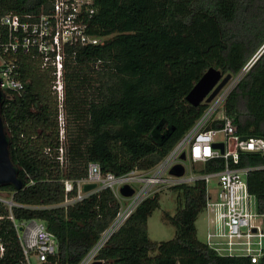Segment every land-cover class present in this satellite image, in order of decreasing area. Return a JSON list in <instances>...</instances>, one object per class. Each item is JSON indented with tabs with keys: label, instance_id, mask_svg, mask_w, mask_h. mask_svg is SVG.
<instances>
[{
	"label": "trees",
	"instance_id": "trees-1",
	"mask_svg": "<svg viewBox=\"0 0 264 264\" xmlns=\"http://www.w3.org/2000/svg\"><path fill=\"white\" fill-rule=\"evenodd\" d=\"M49 7L50 0H0V16L38 14ZM95 8L90 32L104 39L66 53L62 125L53 69L41 68L29 54L16 55L24 90H4L1 117L22 186H0L13 203L0 201V264H24L14 224L28 219L42 221L58 241L57 254L43 264H75L109 224L119 202L109 188H102L60 206L76 193L65 191L63 180L85 177L88 162L115 176L152 168L207 108V103L193 105L185 97L209 67L222 76L241 74L222 109L238 134L264 138V49L257 56L264 46V0H95ZM238 157L231 165L252 168L248 190L264 215V157L244 151ZM223 167V158H212L197 172ZM90 187L83 185L84 190ZM170 190L177 208L163 218L174 226L171 239L153 242L147 236V219L159 207L160 194L154 192L98 258L105 264H264V255L255 263L220 256L197 239L195 221L205 205L203 181Z\"/></svg>",
	"mask_w": 264,
	"mask_h": 264
},
{
	"label": "built area",
	"instance_id": "built-area-1",
	"mask_svg": "<svg viewBox=\"0 0 264 264\" xmlns=\"http://www.w3.org/2000/svg\"><path fill=\"white\" fill-rule=\"evenodd\" d=\"M95 0H50V7L38 14L6 12L0 16V89L20 94L24 84L19 79L17 54H29L38 59L41 68L51 67L54 80L52 89L58 100V120L62 125L63 65L66 53L78 46L102 43L104 37L90 32V20L95 13ZM247 68V67H246ZM241 74L231 77L215 94L207 108L184 133L172 149L152 168L143 171L133 169L115 176L103 173L96 162H88L86 175L80 179H64L67 192L76 190L60 206L82 200L102 188H109L118 199L119 207L109 224L75 264H105L98 255L111 236L131 216L135 208L149 195L154 186L193 184L201 180L205 184L206 229L204 243L220 256L246 257L255 263L264 255V215L256 210V200L249 192L247 175L251 167H239L240 152H259L264 157V138L238 134L232 119L223 111L222 104L235 86ZM221 107L220 115L215 114ZM219 120L218 128L210 126ZM220 134V137L218 135ZM62 137V133H60ZM213 143H222L223 152L213 148ZM62 148L57 157L63 162ZM184 153L185 159L180 155ZM223 158V169L215 172L194 171V163L208 159ZM183 165V174H170L173 165ZM261 167H264L262 165ZM216 180V193L209 190V182ZM91 187L83 189V185ZM135 184L138 188L132 186ZM128 185L131 195L124 197L120 187ZM8 206L9 200L0 197ZM24 264H43L58 251L56 236L42 221L28 219L14 224ZM3 247L0 243V255Z\"/></svg>",
	"mask_w": 264,
	"mask_h": 264
},
{
	"label": "water",
	"instance_id": "water-1",
	"mask_svg": "<svg viewBox=\"0 0 264 264\" xmlns=\"http://www.w3.org/2000/svg\"><path fill=\"white\" fill-rule=\"evenodd\" d=\"M263 49L264 46L260 49L257 56ZM257 56L253 59V61L257 58ZM230 78V74L222 76L218 69L209 67L196 81L185 98L193 105H197L200 102L208 103ZM2 98L3 93L0 89V186L4 184H12L16 189H19L22 186V182L18 179L16 169L9 156V144L1 117ZM242 138H245V136H242ZM212 147L218 148L221 153L223 152L222 143H213ZM180 158L184 160L185 154L182 153ZM169 172L170 174L180 176L183 174V165L177 163L171 167ZM119 192L122 196L127 197L132 194L133 189L128 185H124L120 187Z\"/></svg>",
	"mask_w": 264,
	"mask_h": 264
},
{
	"label": "rangeland",
	"instance_id": "rangeland-1",
	"mask_svg": "<svg viewBox=\"0 0 264 264\" xmlns=\"http://www.w3.org/2000/svg\"><path fill=\"white\" fill-rule=\"evenodd\" d=\"M220 111L221 107H219V109L215 111V114L220 115ZM218 137H220V134L218 135ZM202 164L203 163L200 162L194 163L192 166L193 170L197 171L202 167ZM132 186L138 188V186H136L135 184H132ZM216 189V180L212 179L209 182V190L213 196H215ZM154 192H158L160 194L159 207H157L148 217L146 231L149 239L153 242H156L168 240L174 236V226L163 218V214L168 213L170 215H174L177 208V202L176 194L170 190L169 186H154L152 188L151 194ZM0 197H3L6 200L10 199V196L5 191H0ZM195 225L197 229V239L199 241H204L206 229V214L204 212L198 214Z\"/></svg>",
	"mask_w": 264,
	"mask_h": 264
},
{
	"label": "crops",
	"instance_id": "crops-1",
	"mask_svg": "<svg viewBox=\"0 0 264 264\" xmlns=\"http://www.w3.org/2000/svg\"><path fill=\"white\" fill-rule=\"evenodd\" d=\"M85 185H89V184H85Z\"/></svg>",
	"mask_w": 264,
	"mask_h": 264
}]
</instances>
